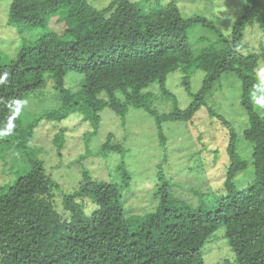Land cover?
Listing matches in <instances>:
<instances>
[{
  "label": "trees",
  "instance_id": "trees-1",
  "mask_svg": "<svg viewBox=\"0 0 264 264\" xmlns=\"http://www.w3.org/2000/svg\"><path fill=\"white\" fill-rule=\"evenodd\" d=\"M150 3L112 0L97 9L87 0H10L9 24L23 33L37 30L38 36L24 35L17 58L0 56V149L6 151L0 156L22 152L31 164L18 176L17 159L4 162L0 264H205L203 247L222 225L239 264H264V116L259 112L264 108V87L257 76L264 46L260 52L241 50L243 27L256 18L264 23V13L258 0H248V13L239 18L233 33L220 36L222 47L209 46L195 56L190 27L194 23L214 27L213 22L185 17L175 1L167 6ZM178 69L184 72L187 90L190 73L205 71L202 87L192 93L185 109L176 105L160 115L151 107L153 92L145 89L159 84L172 96L167 78ZM228 71L242 81L241 104L249 114L244 137L253 144L254 169L245 171L248 163L238 151L235 126L212 110L227 128L229 164L224 185L218 188L224 192L215 193L211 203L193 209L184 197H174L171 188L176 185L160 170L156 209L128 214L122 192L131 186L132 175L125 166L119 168L115 182L84 168L80 183L66 192L39 156L36 135L45 124L52 125L60 153L65 128L57 125L71 113L83 115L80 124L98 126L102 109L125 115L130 105L154 114L161 145L167 148L163 123L191 120ZM69 72L82 76L76 90L66 82ZM47 77L54 80L56 91L49 103L36 116L24 112L32 104L29 97L45 87ZM114 138L109 132L101 153L126 151ZM88 153H82L80 161ZM244 172L242 179L248 183L240 185L236 179ZM201 189L195 196L209 192L205 186Z\"/></svg>",
  "mask_w": 264,
  "mask_h": 264
},
{
  "label": "rangeland",
  "instance_id": "rangeland-1",
  "mask_svg": "<svg viewBox=\"0 0 264 264\" xmlns=\"http://www.w3.org/2000/svg\"><path fill=\"white\" fill-rule=\"evenodd\" d=\"M87 1L95 8L103 9L112 0ZM149 1L153 5L158 1L164 6L175 1L185 17H204L213 22L214 27L204 23H194L190 27L189 40L195 56L200 55L209 46L222 47L220 36H230L239 18L248 13L246 10L248 0ZM258 8L264 13V0H258ZM9 14L10 0H0V56L10 61L18 57L24 35L29 39H36L38 31L21 32L18 27L9 24ZM263 25L258 18L246 23L241 38L242 52L261 51L264 46ZM205 76L206 72L201 69L191 72L190 90H187L183 84V70L171 72L167 78V87L172 96L164 94L159 84H152L145 89L153 92L152 109L160 115L172 111L176 105L185 109L193 99L192 93H196L202 87ZM257 76L264 87L263 61L259 63ZM81 81L80 74L76 72L67 74L66 82L73 90L78 88ZM54 85V80L47 77L45 87L36 90L29 97L28 100H31L32 104H27L24 112H34V116L39 114L49 103L48 98L56 92ZM241 93L242 81L236 73L232 71L223 73L207 95V104L203 105L191 120L163 123V131L168 141L167 148L161 145L156 117L142 107L130 105L125 115H119L106 107L99 112L101 121L98 126H92L87 121L80 124L83 115L74 111L62 122H58L57 126L65 128L62 139L64 145L60 153L54 142L52 125L45 124L44 130L36 135L39 156L44 161L47 171L60 182L62 190L66 192L73 191L74 186L80 183L84 168H88L95 177L100 176L99 179L115 182L119 180V168L125 166L132 175L131 186L123 188L122 192V201L128 214L134 212L144 214L156 209L154 192L162 183L159 171L163 170L165 178L176 185L174 189L171 188L173 196L184 197L195 209L203 202L211 203L209 199L213 198L215 193L218 196L224 192L218 188L224 185L229 164L227 128L216 115L212 114V110L223 115L235 126L239 135L238 151L248 163L245 171L254 169L253 144L244 137V129L249 126V114L241 104ZM259 112L264 116V108H260ZM109 132H113L114 141L122 143L126 151L109 152L107 155L100 152ZM86 150L90 153L80 161V155L85 154ZM197 151L198 154L195 155ZM5 153V150L0 149V155ZM16 159L20 166L16 172L18 176L30 170L31 164L22 152L18 155H6L4 159L0 156V188L7 180L4 171L5 160L9 164ZM245 173L247 172L238 175L236 179L240 185L248 183L246 177L242 179ZM204 186L209 192L195 196V191L202 190L201 187ZM180 187L186 188L181 190ZM58 195L60 197L59 193ZM203 252L205 264H239L237 255L225 236L223 225L213 232L205 243Z\"/></svg>",
  "mask_w": 264,
  "mask_h": 264
}]
</instances>
